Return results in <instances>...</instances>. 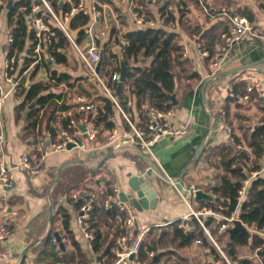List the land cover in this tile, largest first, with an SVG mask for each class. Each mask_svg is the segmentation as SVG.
Returning <instances> with one entry per match:
<instances>
[{"label": "crops", "instance_id": "0c3cea01", "mask_svg": "<svg viewBox=\"0 0 264 264\" xmlns=\"http://www.w3.org/2000/svg\"><path fill=\"white\" fill-rule=\"evenodd\" d=\"M15 1L13 0V3ZM93 1L86 0V5L91 6ZM97 1L103 5L101 6L103 18L94 27V32L102 58L103 43L106 40H108L110 50L120 57L123 51L122 35L128 30L146 27L143 24V19L148 12L153 14L154 21H151L153 26H161L166 29L174 27V30L180 34L183 53L193 61L194 68L200 76L185 94H180L175 99L178 106L173 109L174 123L176 125L187 124L188 131L182 136L160 137L152 147L154 158L147 151L141 150L135 145L124 144L116 148L113 144H107L106 141L102 143L90 142V149L87 151L75 148L51 151L48 148L50 151L41 162V172L34 176H28L18 167L27 144L20 137L22 125L16 123L14 119V106L18 100L14 97L10 98L4 106L6 131L4 158L13 179L11 189H0V223L8 221L11 234L0 242L1 253L8 255L7 258L0 257V264H19L25 250H27L26 261L29 259L34 261L31 249L49 233L53 237L55 232L58 234L63 248L65 247L67 250L72 248L66 237L67 230L63 228L62 219L57 213L59 206H63L70 212L69 229L72 230L73 236L82 250L90 256L93 263L101 264V261L95 259L96 253L89 248L88 241L77 225L80 209L74 208L75 199L83 193L86 199L89 198L87 201L94 198L96 202L102 190H106L108 187L112 188L114 185L118 186L121 192H125L126 196H134L128 186L129 174L137 176L144 174L150 180L158 196L155 207L149 209L138 210L131 201H127L133 205L139 228H156L178 220H186L189 205L195 210L204 206L199 205L201 200L194 199L191 188L197 186L204 192L210 193L207 188L219 180L220 171L209 168L204 158L200 156L201 152L207 151L215 145L229 142V133L224 128V125L228 124L227 121L231 124V126L228 124L230 131L232 129L233 133L241 138L244 133H249L255 126L264 122V110L261 108V104L264 102V40L258 37H247L226 46L224 36L231 31L230 18L233 16L229 17L226 31L221 34L223 42L222 45L220 44L219 50L223 47L225 50L222 53L217 72L212 74L208 67V60L200 54L198 38L186 35L180 31L177 23L173 26L163 17L161 0ZM184 1L172 2L173 9L171 11L175 13L176 17L178 10L184 8ZM225 1L198 0L197 4L195 0H188V17L192 24L198 23L203 29H208L215 23L223 19L226 20L229 11L243 9L251 12L252 21L246 15L237 14L234 16H245L256 33L264 34V0H227L231 3L229 8ZM132 2L138 4L137 11L142 16L140 23H135L130 15ZM7 3L0 10V72L7 51L6 16L7 10H9L6 7ZM64 4L65 2L59 4L60 11H63L64 6L66 7L67 4ZM209 11L214 12L207 18L206 15ZM112 26L116 32L110 37ZM100 31H103L104 35H100ZM116 37L119 38L118 41ZM83 38V34H81L78 42H82ZM57 41L58 38H56ZM65 43V47H60V51L67 59L66 64L52 63L53 59L51 60L47 54H45L44 62H48L52 69L67 72L74 77H88V81H92L73 48L67 40ZM20 56V62L23 59H28L26 51ZM42 64H39L40 68L35 78L45 81L47 73ZM253 82L259 84L261 97L257 95V92H252L248 99H243L246 94L244 91L243 94L238 93L236 102L227 100L230 94H233L234 84L247 85ZM3 85L7 87L5 82ZM112 119L115 123L114 128L118 132L128 130L124 118L117 110H114ZM242 142L245 145L244 139ZM261 164L264 165V157ZM160 168L176 181L175 186L164 179ZM260 176L264 179V171L260 173ZM244 199L239 202L235 215L238 214ZM259 202L264 210V192L261 194ZM57 244L59 243L57 242ZM238 252V257L251 259L254 254L250 248H247L244 255H239ZM208 253H210L209 249H206L205 255L207 256ZM210 256L212 255L210 254ZM211 264L221 263L212 262Z\"/></svg>", "mask_w": 264, "mask_h": 264}, {"label": "trees", "instance_id": "16d2710c", "mask_svg": "<svg viewBox=\"0 0 264 264\" xmlns=\"http://www.w3.org/2000/svg\"><path fill=\"white\" fill-rule=\"evenodd\" d=\"M195 1L198 4V0ZM6 3L7 0H0V10ZM184 3L185 6L182 10H178L177 17L173 11H167L165 7H162L163 17L173 26L177 23L180 31L186 35L196 36L200 49L209 50L212 53L218 51L220 44L222 45L221 34L226 31L230 16L246 15L252 21L251 12L236 9L227 13L226 20L223 19L210 28L203 29L198 23L192 24L188 17V0H185ZM52 4L56 11L60 9L57 0H52ZM225 4L228 8L231 6L227 0ZM31 5L32 0H16L7 10V26L12 35V42L7 44L6 57L14 55L16 58H20L24 51L27 55L32 54L35 37L33 31L27 28V16L31 11ZM65 8L64 6L62 9ZM212 12L214 11H209L206 15L207 18ZM89 21L90 16L81 13L72 17L69 25L70 29L74 31L77 41H80L82 28ZM151 21H154L153 14L148 12L143 19V24L146 27L128 30L122 35L128 44L122 47L123 51L120 57L110 50V45L106 40L103 43L104 53L99 71L105 84L115 92L118 81L112 80L113 73L120 72L121 61L130 66V69L126 71V81L123 83L120 95H116V98L124 110L132 113L137 112L141 116L142 121L138 124L141 129L146 127L147 116L146 110H140L143 103H148L160 110L174 109L178 104L173 105L170 96L174 95L177 99L178 95L185 94L200 78L194 68L193 61L184 55L180 34L174 30V27L166 29L161 26H153ZM55 31L58 38L57 45L65 47L67 39L63 32L57 28ZM115 32V28L112 26L110 37L115 35ZM118 39L116 37L117 41ZM51 55L53 56L52 63L66 64L67 59L61 51L52 52ZM42 63L46 69L47 79L43 81L35 78L40 68L37 64L28 76V85L21 86L13 95L18 100L14 106V119L16 123L22 125L21 139L24 142H27L26 140L34 141L38 137L47 138V133H49L52 140L59 130L67 128L70 121L67 111L71 109L74 110L71 118L78 124L89 120L93 122L97 130L93 142L106 141L109 132L115 127L112 116L116 108L98 82L91 76L92 81H88V77H74L67 72L52 69L48 62ZM245 86L243 83L234 84L233 94L227 100L236 102L238 95L245 91ZM77 97H84L86 102L94 104V110L75 111ZM33 101L36 102L35 106L28 109ZM129 101H131V105L127 104ZM261 108L264 110L263 104H261ZM227 123L231 126L229 121ZM243 139L245 145H243ZM200 156L204 158L209 168L219 170L220 175L218 182L207 188L212 195L218 197V200H201L199 205L210 207L224 217L236 216L250 232L246 234L237 231L232 237L227 229L219 233L218 228L224 223V220L211 215L202 218L204 226L213 236L216 234L220 238L226 237L223 250L232 260H237L238 264H259L254 258L238 257L236 247L245 238L250 250L254 252L256 248H259V254L264 253V239L256 232L264 228V210L259 202L260 196L264 192V179L260 176L261 172L252 176L254 171H259L262 168L264 122L255 126L249 133H244L242 138L233 133L231 129L228 143L215 145L207 151L203 150ZM149 163L151 164V162ZM246 180H250L246 187V197L238 214L235 215L239 204V191L245 185ZM111 192L112 188L109 187L102 190L87 220L88 228L92 229L95 235L91 250L96 253L95 259L101 261V264L113 262L115 256L112 249L120 234V228L113 218L115 211L105 210L102 207L103 200ZM84 195L82 193L76 197L75 209H80L89 199H86ZM57 213L62 219L63 228L67 230L66 237L72 248L69 250L65 247L62 248L49 233L31 249L34 261L31 259L26 261L25 252L19 264H95L90 256L82 250L73 236L72 230L69 229L70 212L63 206H59ZM153 232L154 235L150 238ZM198 239L201 240V244L205 248L220 259L218 251L213 244L208 242L202 227L193 218L190 221L172 222L164 228L150 227L141 245L140 259L144 260L147 252L153 251V256L145 263L184 264L180 250L190 247ZM216 241L218 240L216 239ZM170 256L178 258L174 259Z\"/></svg>", "mask_w": 264, "mask_h": 264}, {"label": "built area", "instance_id": "2783aa9c", "mask_svg": "<svg viewBox=\"0 0 264 264\" xmlns=\"http://www.w3.org/2000/svg\"><path fill=\"white\" fill-rule=\"evenodd\" d=\"M175 1L178 0H161L163 7H165L167 11L173 9L172 2ZM57 2L58 4L65 2V4H67L66 8L63 9V11H56L53 7L52 0H33L31 11L27 16V28L28 30L33 31L35 37L32 54L28 55L27 60L23 59L21 62L19 58L12 55L6 57L2 64V70L0 72V189L2 190L10 187L13 179L4 158L6 143L4 106L9 99V96L14 95L18 88L21 86L26 87L28 85V75L30 70L35 65L44 62L45 54H47L52 60V52H59L61 50L56 42L57 36L55 28L63 32L69 45L73 48L74 52L82 62L87 74L98 82V85L112 100L116 110L122 115L128 126V130L122 132H118L115 128L112 129L106 138L107 144H113L116 148H119L124 144L135 145L141 150L147 151V153L154 158L152 146L160 137L182 136L188 131L187 124L176 125L174 123L175 114L172 108L160 110L156 107L150 106L148 103H143L140 107V110L147 111L145 120L146 127L145 129L139 128L138 124L142 121L141 116L138 115L137 112L132 113L124 110L117 101L115 92L105 84L104 80L99 75V72L96 71L101 54L96 44L97 36L94 32V27L102 21L103 11L101 6L103 5L97 0H94L91 3V6L86 5V0H57ZM137 8L138 4L132 2L130 15L135 23H140L142 22V16L138 13ZM77 13L90 16L89 23L82 28V34L84 37L82 42L77 41L74 31L70 29L69 25L72 17ZM230 28V33L224 36L226 46L247 37H258L264 40V34L260 35L256 33L254 27L245 16L231 17ZM100 35H104V32L100 31ZM121 38V45H127L128 41L123 37ZM10 42H12V35L8 31L6 34V43L9 44ZM223 48L213 53L209 50H200L201 56L208 60V67L212 74L216 73L219 68L222 53L225 50ZM112 80H119V72L113 73ZM4 82L7 87H4ZM245 91L246 94L243 96V99H248L249 94L252 92H257V95L261 97L259 84L257 82L247 84L245 86ZM75 102L77 103L75 111L78 112L92 111L95 108V105L86 102L84 97H77ZM127 104L131 105V101ZM262 104L264 108V102ZM73 112L74 110L71 109L67 111V115L70 117L67 128L59 130L52 140L50 139L49 133H47V138L38 137L34 141L26 140L27 148L22 153L18 164V167H20L26 175L34 176L41 172V162L43 157H45L50 151H48V148H50L51 151H59L67 149V145L72 144L74 146L73 148L80 151H87L90 149L89 143L95 139L97 130L91 120L78 124L71 118ZM82 124L84 125V129L81 128ZM224 128L226 132H230L228 124H225ZM158 166L161 167L159 163ZM160 169L163 173L164 179L175 186L176 181L168 176L162 168ZM263 171L264 165L259 171H255L252 176H256ZM247 184L248 181L246 180L245 185L239 191L238 202L245 198ZM191 190L192 193H194L196 188L192 187ZM120 192V188L114 185L112 187V192L102 202V207L105 210L115 211L113 218L120 228V234L113 248L115 257L110 264H147L145 262L153 256V251L147 252L146 258L142 260L140 259V249L150 228L138 227L133 205L130 202L122 201L119 196ZM94 203V198H91L82 205L77 217V225L81 228L84 237L88 241L89 248H91L95 235L92 229L88 228L87 220L94 207ZM209 215L218 216L224 220V223L218 228L219 233H222L231 227L234 220L238 219L234 215L229 217L221 216L210 207L203 206L200 209L195 210L189 205V213L186 216V220L193 218L198 221L206 238L212 242L217 249L221 264H238L237 260H232L227 256L223 248L218 245L214 236L204 226L202 218ZM256 232L264 239V228ZM10 234L11 230L9 222L5 221L0 223V242L4 241ZM54 241L57 243L55 238ZM195 243L199 244L201 243V240L198 239ZM259 250V248L255 249L252 258H254L259 264H264V253L259 254ZM131 255H133L132 259H130ZM0 257L7 258L8 255L0 252Z\"/></svg>", "mask_w": 264, "mask_h": 264}, {"label": "water", "instance_id": "95a60500", "mask_svg": "<svg viewBox=\"0 0 264 264\" xmlns=\"http://www.w3.org/2000/svg\"><path fill=\"white\" fill-rule=\"evenodd\" d=\"M12 4H13V0H9L7 5H6L7 9H10ZM101 63H102V54H101L100 60H99L97 67H96L97 72H99ZM128 69H130V66L125 65L124 62L121 61L120 62L119 80H118V84H117L116 91H115V94L117 96L120 95V91H121V88L123 86V83L126 81L125 74H126V71ZM170 99H171L172 104L176 105V100H175L174 95H171ZM35 104H36V102L33 101L29 105L28 109H32L35 106ZM81 128L84 129L83 124L81 125ZM73 147L74 146L72 144H68L66 148L71 149ZM128 186H129L130 190L134 193V196L128 197V196H126L125 192H120L119 196H120V199L122 201H131V203L134 205V207L138 210L149 209V208L155 207V204L158 200L157 192L153 188L150 180L144 174H141L139 176L129 174ZM195 188H196V190L194 192V199L196 201H199V200L217 201L218 200V197H215L210 193L204 192L202 189H199L197 186ZM9 189H11V187L6 188L5 190H9ZM227 231L231 237L237 231H240V232H243L246 234H248V232H249L247 227L239 219L234 220L233 225L230 228H228ZM54 238L60 244V246L63 248V244L60 241V237L58 236V234L56 232L54 233ZM26 251L27 250H25L24 253ZM23 254H22V256H23ZM22 256H21V258H22ZM132 258H133V255L130 256V259H132Z\"/></svg>", "mask_w": 264, "mask_h": 264}, {"label": "rangeland", "instance_id": "374dc122", "mask_svg": "<svg viewBox=\"0 0 264 264\" xmlns=\"http://www.w3.org/2000/svg\"><path fill=\"white\" fill-rule=\"evenodd\" d=\"M12 97H13V95H10L9 96V99L12 98ZM187 221H190V220L188 219ZM165 226H167V225H163V226L156 227V228L157 229L158 228H164ZM186 228H188L187 225H186ZM248 231H249V229H248ZM153 235H154V232L152 233V235L150 236V238H152ZM214 236H215L214 238H216L218 240L217 241L219 243L218 245L221 248H224V244H225L226 237L220 238L216 234H214ZM208 242H210V241L208 240ZM210 244H213V243L210 242ZM203 247L204 246L201 243H199V244H196L195 243L193 246H191L189 248H185V249L180 250V252H181L180 254L182 255V258H184L183 263L184 264H211L212 262L213 263H215V262H221L220 259L217 258L215 256V254H213L210 250H209L210 253H208V255L206 256L205 255V252H206V249L207 248H203ZM247 248H249V247L247 246L246 239L244 238V239L241 240V242L237 246V251H239L238 252L239 255H244L245 254L244 252L247 251ZM210 254L212 256H210ZM171 257H173L174 259H177L178 258L176 256H170V258ZM208 262H210V263H208Z\"/></svg>", "mask_w": 264, "mask_h": 264}]
</instances>
